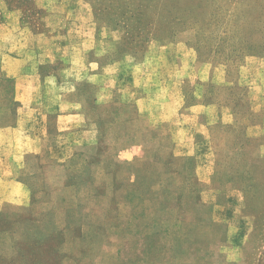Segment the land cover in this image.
I'll use <instances>...</instances> for the list:
<instances>
[{
  "label": "rangeland",
  "instance_id": "obj_1",
  "mask_svg": "<svg viewBox=\"0 0 264 264\" xmlns=\"http://www.w3.org/2000/svg\"><path fill=\"white\" fill-rule=\"evenodd\" d=\"M3 1L23 13L34 32L52 24L71 31L77 23L66 13H93L85 25L97 49L85 61L99 60L112 73L115 61L139 62L148 51L149 69L161 70L162 47L181 44L199 66L226 71L225 84H208V100L236 115L210 129L215 168L206 184L195 158L173 142L168 124H160L164 135L144 131V120L158 124L154 116L141 115L115 94L100 102L99 83L77 80L80 73H95V66L81 60L46 67L60 84L73 80L75 89L62 93L60 103L69 102L86 124L100 128L102 149L70 175L74 193H65L64 201L54 194L63 174L48 171L35 179L30 212L0 215V264H264V136L246 134L249 126L264 125V0ZM71 53L81 51L64 55ZM123 65L120 72L130 68ZM246 67L258 70L262 107L252 106L248 87L239 84ZM195 89L185 83L186 106Z\"/></svg>",
  "mask_w": 264,
  "mask_h": 264
},
{
  "label": "crops",
  "instance_id": "obj_2",
  "mask_svg": "<svg viewBox=\"0 0 264 264\" xmlns=\"http://www.w3.org/2000/svg\"><path fill=\"white\" fill-rule=\"evenodd\" d=\"M49 15L51 19L54 17L52 13ZM92 16L93 13H66L69 22L77 23L76 30L65 31L52 24L48 31L34 32L22 21L23 13L11 11L0 0V214L30 212L33 194L38 192L34 188L35 179L48 171L63 174L62 179L59 177L61 181H56L61 188L54 191L58 201L63 200L65 193L73 194L74 188L67 184L70 175L101 152L100 128L86 124L82 113L69 109V102L66 107L60 103L62 93L70 94L75 86L69 78L60 84L57 73L46 71V67L59 63L73 67L83 60V65L95 66L92 69L95 73H80L77 80L95 86L99 83L96 88L100 102H111L115 94L122 103H133L141 115L154 116L158 124L144 120V131L162 135L160 124H168L172 140L181 147L183 155L195 158L200 181L206 184L211 181L215 155L210 129L221 122L232 123L236 114L229 108L227 113L219 102L208 100V84H225L226 71L214 69L210 64L199 66L194 53L181 44L162 47L160 61L164 68L157 71L149 69L151 51L139 62L136 57L115 61L113 73L99 60L86 63V55L97 49L96 40L90 35L92 29L85 25ZM72 34L78 36L76 41L71 39ZM73 49L81 53L64 55ZM125 62L130 68L120 72L118 66H124ZM249 68L240 72L239 84L248 87L252 106L262 107L261 100L257 101L263 91L262 80L258 70ZM216 71L221 75H216ZM187 81L196 84V89L192 103L186 106ZM54 92L60 93L56 102L52 100ZM246 130L251 138L264 136V125L249 126ZM116 148L121 152L122 147Z\"/></svg>",
  "mask_w": 264,
  "mask_h": 264
},
{
  "label": "trees",
  "instance_id": "obj_3",
  "mask_svg": "<svg viewBox=\"0 0 264 264\" xmlns=\"http://www.w3.org/2000/svg\"><path fill=\"white\" fill-rule=\"evenodd\" d=\"M35 188V186H34ZM36 189V188H35ZM36 192L33 194V201H34V196H35ZM34 206V204H32ZM0 215H4V214H0Z\"/></svg>",
  "mask_w": 264,
  "mask_h": 264
}]
</instances>
